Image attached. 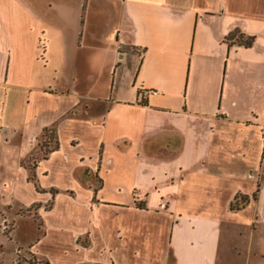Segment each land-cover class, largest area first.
<instances>
[{
  "label": "crops",
  "instance_id": "obj_1",
  "mask_svg": "<svg viewBox=\"0 0 264 264\" xmlns=\"http://www.w3.org/2000/svg\"><path fill=\"white\" fill-rule=\"evenodd\" d=\"M34 204L36 264H264V0H0V212Z\"/></svg>",
  "mask_w": 264,
  "mask_h": 264
},
{
  "label": "rangeland",
  "instance_id": "obj_2",
  "mask_svg": "<svg viewBox=\"0 0 264 264\" xmlns=\"http://www.w3.org/2000/svg\"><path fill=\"white\" fill-rule=\"evenodd\" d=\"M55 56L60 54L59 50L51 51ZM85 51L76 52V50H64V54L66 56V61L61 65L57 64L56 74L51 67L46 71L47 74L50 73L53 76V79L56 80V85L58 83L71 81L73 75H76L80 71L79 60L82 59V56H85ZM82 61V60H81ZM87 107V106H85ZM40 137V136H39ZM43 139H37L35 142L34 148L31 151L30 155L24 159L26 165L29 167L32 166L33 160H36V163L43 161H38V159L43 155L42 147ZM50 154L47 155V157ZM46 157V158H47ZM23 166V161H22ZM35 165V168H36ZM26 170L27 167L23 166ZM28 172V171H27ZM35 172V170H34ZM84 181L86 186L97 190L98 184L95 182L96 177L85 174ZM40 191V190H39ZM51 192V191H50ZM56 192V191H55ZM52 206V202H49L45 205V209H49ZM40 208L39 204H34L27 209H14L11 207H7L0 212V264H36V258L29 253V246L33 238L36 237L39 233V229H41L42 222L39 217L36 215V211ZM29 218L35 224L36 228L23 227L22 220ZM21 233L25 235H29L27 241L22 240ZM24 239V238H23ZM251 264H261L259 262H253Z\"/></svg>",
  "mask_w": 264,
  "mask_h": 264
},
{
  "label": "trees",
  "instance_id": "obj_3",
  "mask_svg": "<svg viewBox=\"0 0 264 264\" xmlns=\"http://www.w3.org/2000/svg\"><path fill=\"white\" fill-rule=\"evenodd\" d=\"M233 41H235L234 37L232 38ZM228 41H231L228 39ZM253 39L252 38H244L242 36L237 38L236 43L239 45H242L244 47H250ZM39 139H43L42 147L44 149L42 150L41 153L43 155L38 159V161L45 160L48 154H51L52 152L56 151L58 149V140H57V133L55 127H50V128H45L42 130ZM36 160H33V164L31 167L26 165V162L23 160V166L27 167L28 171V180L32 183H36V178H35V165ZM95 182L98 184V188L101 187V182L97 178L95 179ZM51 193H55V191H51ZM246 197L244 196H238L234 199L232 204L230 205V211H238L241 209L245 204H246Z\"/></svg>",
  "mask_w": 264,
  "mask_h": 264
},
{
  "label": "built area",
  "instance_id": "obj_4",
  "mask_svg": "<svg viewBox=\"0 0 264 264\" xmlns=\"http://www.w3.org/2000/svg\"><path fill=\"white\" fill-rule=\"evenodd\" d=\"M148 94L155 95L156 92H154V91H150V92H148Z\"/></svg>",
  "mask_w": 264,
  "mask_h": 264
}]
</instances>
